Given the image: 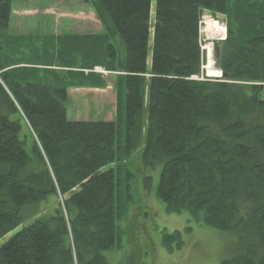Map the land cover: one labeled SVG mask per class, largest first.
I'll list each match as a JSON object with an SVG mask.
<instances>
[{
    "label": "trees",
    "instance_id": "trees-1",
    "mask_svg": "<svg viewBox=\"0 0 264 264\" xmlns=\"http://www.w3.org/2000/svg\"><path fill=\"white\" fill-rule=\"evenodd\" d=\"M86 2L99 35L25 43L8 34L13 0H0V264H108L133 200L119 164L138 148L145 168L161 165L167 214L235 239L220 264H264V0ZM203 13L225 18L220 81L191 80ZM95 67L115 76L117 119L70 122V88H105Z\"/></svg>",
    "mask_w": 264,
    "mask_h": 264
},
{
    "label": "rangeland",
    "instance_id": "rangeland-1",
    "mask_svg": "<svg viewBox=\"0 0 264 264\" xmlns=\"http://www.w3.org/2000/svg\"><path fill=\"white\" fill-rule=\"evenodd\" d=\"M205 19L212 20L211 15L203 13L200 23V42L204 55L202 75L213 79L215 77L207 76L205 71L206 53L203 47L210 44L212 68L219 72L214 56L215 48L219 51L226 37V28L222 23L225 18L216 16L215 19L223 30V37L218 41L208 40L203 33L202 22ZM101 32V24L86 0H13L8 34L25 43L33 42V38L38 36L42 38L52 36L55 39L66 36L86 38L94 37ZM121 53L124 54L122 47ZM52 69L57 70L56 66H52ZM69 71L79 72L76 69ZM82 72L84 75L94 73L95 76L101 77L105 81V88H70L66 103L69 120L87 122L116 120L118 105L114 89L115 76L101 67H95L90 73ZM27 149L31 154L29 147ZM119 166L118 180L121 191H126V185H129L133 200L122 207L123 217L119 221L123 231L121 248L102 253L108 264H220L237 254L235 239L230 234L193 222L185 211L180 214L166 213L165 205L155 195L161 165L154 169L145 168L141 148ZM128 173L131 176H128ZM149 176L152 181L146 186L144 179ZM187 228L191 229L189 233L185 231ZM175 231L181 232L182 246L167 252L161 244L162 235L173 234Z\"/></svg>",
    "mask_w": 264,
    "mask_h": 264
},
{
    "label": "bare ground",
    "instance_id": "bare-ground-1",
    "mask_svg": "<svg viewBox=\"0 0 264 264\" xmlns=\"http://www.w3.org/2000/svg\"><path fill=\"white\" fill-rule=\"evenodd\" d=\"M204 25L203 28V33L206 35V38L208 40H220L223 37V30L222 26L213 20L210 19H205L204 22H202V26ZM224 28V27H223ZM203 50L205 51V58H206V66H205V71L207 76H214L217 79H221L223 77V74L219 71H215L212 68V57H211V46L210 44L206 45V47H203ZM191 80L194 81H201L203 80L200 77H192Z\"/></svg>",
    "mask_w": 264,
    "mask_h": 264
},
{
    "label": "water",
    "instance_id": "water-1",
    "mask_svg": "<svg viewBox=\"0 0 264 264\" xmlns=\"http://www.w3.org/2000/svg\"><path fill=\"white\" fill-rule=\"evenodd\" d=\"M201 14H202V12H201ZM215 18H216V16L212 15V19L214 20ZM215 51L218 52V48H215Z\"/></svg>",
    "mask_w": 264,
    "mask_h": 264
},
{
    "label": "crops",
    "instance_id": "crops-1",
    "mask_svg": "<svg viewBox=\"0 0 264 264\" xmlns=\"http://www.w3.org/2000/svg\"><path fill=\"white\" fill-rule=\"evenodd\" d=\"M67 118H68V114H67ZM68 120H69V118H68Z\"/></svg>",
    "mask_w": 264,
    "mask_h": 264
}]
</instances>
